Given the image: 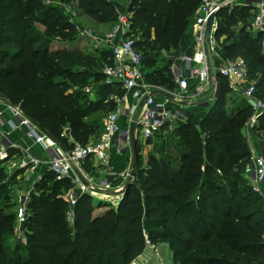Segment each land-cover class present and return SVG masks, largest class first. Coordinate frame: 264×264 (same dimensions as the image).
I'll return each instance as SVG.
<instances>
[{
	"label": "trees",
	"instance_id": "1",
	"mask_svg": "<svg viewBox=\"0 0 264 264\" xmlns=\"http://www.w3.org/2000/svg\"><path fill=\"white\" fill-rule=\"evenodd\" d=\"M202 1L79 0L77 8L98 22H113L110 30L118 6L126 3L144 78L175 92L180 87L164 53L180 47ZM250 10L221 9L216 36L226 37L230 60L247 61L264 100L263 35L246 34ZM64 12L42 0H0V93L71 149L74 141L88 144L102 135L104 117L118 105L112 96L125 90L105 83L102 68L113 60L110 49H51L56 40L74 44L81 38L71 13ZM240 22L245 28L236 32ZM219 81V95L200 124L179 122L157 136L159 154L145 165L138 139L133 181L118 208L103 216L92 217V197L84 194L70 223L65 194L72 180H57L46 171L31 194L19 239L14 188L21 169L8 176L5 160L0 161V264H131L147 241L168 243L175 264H264L263 200L245 175L252 157L245 133L252 107L244 97L227 108L229 81L222 75ZM252 129L264 131V112Z\"/></svg>",
	"mask_w": 264,
	"mask_h": 264
},
{
	"label": "built area",
	"instance_id": "2",
	"mask_svg": "<svg viewBox=\"0 0 264 264\" xmlns=\"http://www.w3.org/2000/svg\"><path fill=\"white\" fill-rule=\"evenodd\" d=\"M235 6H253L257 9L251 26L257 33L263 35L262 53L264 54V0H203L197 10L192 26L195 40L200 48L193 55L181 53L180 57H177L171 66L172 75L182 92H187L190 89V78L198 80L197 90L200 92H203L210 81L211 68L204 44L207 21L212 14L216 15L210 35V45L212 47L217 43L218 12L223 8L232 9ZM118 9V21L110 30L99 34L93 29H85L79 34L81 38H89L93 44H96L95 47H99L98 50L110 49L112 51V62L104 63L102 68L105 83L120 85L125 90L124 96L129 91H134L132 94L133 103L129 106L122 103L126 100L124 96H112L118 105L105 118L104 131L99 141L88 144L74 141L72 142V148L68 152H64L52 138L46 135L27 116L20 104H6L7 109L14 117L13 128L25 127L27 135L33 139L34 143L41 144L49 151L51 158L47 171H51L57 180L68 178L72 180L73 186L65 194L70 205L68 220L72 224L75 221V207L82 195L95 196L102 192L106 195L105 192L109 191L120 193L121 196L124 195L122 192L130 175V170L115 172L110 150L115 149L117 152H122V148L130 147V126L133 122H136L138 139L145 141L167 131L172 132L179 122H187L184 120L185 116L182 111L173 110L166 103L158 102L156 97L151 95L154 90H161L162 87L155 86L144 78L142 53L136 46L138 37L130 33V21L120 11L122 9L121 4ZM217 72L228 78L232 82V86L243 93L252 107V114L247 125L250 128L254 127L259 121V116L264 112V100L257 95L256 81L250 79L247 61L244 58L228 60L218 67ZM85 90L91 97L95 95L91 87H86ZM3 99L0 97V100L3 101ZM122 117L127 120V126L125 127L120 124ZM4 124V111L0 109V125ZM114 136L117 139L115 144ZM11 145H0V161L8 158V148L15 147L14 144ZM26 153V156L21 158L15 166L34 174L36 185L45 174V172H39L43 161L32 153L31 148H27ZM89 160L99 163L100 175L98 177L87 175L84 172V165ZM249 164L251 175L253 173L252 187L264 202V155H253ZM78 172L87 183L81 179L77 174ZM30 197L31 194H26L21 196L18 201L15 232L19 239H23ZM108 197H113V195L109 193Z\"/></svg>",
	"mask_w": 264,
	"mask_h": 264
},
{
	"label": "crops",
	"instance_id": "3",
	"mask_svg": "<svg viewBox=\"0 0 264 264\" xmlns=\"http://www.w3.org/2000/svg\"><path fill=\"white\" fill-rule=\"evenodd\" d=\"M243 1V0H242ZM251 7V6H250ZM257 9L251 7V12H253V18L254 14ZM252 14V13H251ZM251 22L253 19H250ZM252 24V23H251ZM218 26V22H217ZM236 32H239L242 28H245L242 22H240L238 25L235 27ZM253 31H255L252 26L250 27ZM248 30V28H246ZM257 33V32H256ZM259 33H257L258 35ZM223 39L225 36L222 37ZM80 40V39H79ZM78 40V41H79ZM65 47H68L69 45L67 43L63 44ZM200 48V45L196 42L195 37H194V31L191 29L188 34L185 35V37L182 39L180 47L178 49L170 50L168 52H165L164 54L169 53V57L172 60L171 66L176 60L177 57H180V54H186V55H193L196 53V51ZM211 48L212 49V66L211 68V76H210V81L208 84L205 86V89L203 92H200L197 90V86L199 85L198 80L194 78H190V89L187 92H182L181 89L177 88L175 92L168 91L165 88H162L161 90L167 91L169 94H173L175 96L174 99H170L168 97H165L161 94H156L154 95L156 97V100L158 102H163L168 105V107L172 108L173 110H180L184 113V120L189 121L196 126H198L201 122V120L206 116L208 113L209 107L212 104V102L215 101V98L219 95L220 92V81H219V73L218 67L222 64L227 62L229 59L228 52L225 50V48L222 46H219V43L213 45ZM167 57V56H166ZM168 58V57H167ZM242 58V57H239ZM209 60V59H208ZM210 64V62H209ZM228 79V78H227ZM175 80V79H174ZM253 80V79H252ZM257 79H255L256 81ZM231 87H232V82L228 79ZM176 82V81H175ZM257 82V81H256ZM177 83V82H176ZM179 86V84L177 83ZM179 89V90H178ZM234 91L238 92L239 94H243L240 90L235 89L232 87ZM155 91V90H154ZM153 91V92H154ZM133 92L134 91H129L124 98L126 99L125 101H122L124 105L129 106L133 103ZM184 93V94H183ZM121 96V97H123ZM95 95L92 97L94 98ZM6 104L8 102L3 99L0 100V109L4 111V120L5 124L0 125V145H11L14 144L15 147H9L8 148V153L9 156L7 159H5V166L10 170V173H13L17 171V168L15 164L23 157L26 156V149L31 148L32 153L36 155L38 158H40L42 162V166L39 170L41 173L46 172L49 169V160L51 158V155L48 150H46L41 144L34 143L33 139L30 138L27 135V129L25 127H18V128H13L12 122L14 120L13 115L11 112L7 109ZM227 108H229L227 106ZM248 122V121H247ZM120 124L122 126H127V120L122 117L120 119ZM253 128V127H252ZM252 128L248 127L246 125L245 133L247 135V138L249 139V145L251 147L252 151V156L253 155H264V139H257L259 138V131L257 133L251 132ZM249 132V134H248ZM114 144L116 143L117 139L114 136ZM156 138V137H155ZM153 138L152 140H154ZM12 146V145H11ZM61 148V147H60ZM131 148V147H130ZM62 149V148H61ZM63 150V149H62ZM110 155H111V160L113 164V168L115 172H121L123 170L129 169L130 166V157H128L127 152H117L115 149L110 150ZM87 164V165H86ZM84 165V172L87 175L95 176L98 177L100 175V166L97 161H91L89 160L87 163ZM90 165V166H89ZM20 171V170H19ZM248 174V173H247ZM246 178L249 179L251 182L253 178V173L252 175H247ZM17 182L15 184L14 188V193L17 194V203L20 199L21 196H24L26 194H32L33 191L35 190V175L31 174L29 171L25 169H21L20 173L17 175L16 178ZM116 197V196H115Z\"/></svg>",
	"mask_w": 264,
	"mask_h": 264
},
{
	"label": "rangeland",
	"instance_id": "4",
	"mask_svg": "<svg viewBox=\"0 0 264 264\" xmlns=\"http://www.w3.org/2000/svg\"><path fill=\"white\" fill-rule=\"evenodd\" d=\"M43 3L48 4L49 6H54L56 7V9H58L59 11H65L64 13H71V18L72 21L76 24L77 26V33L81 34L80 32H83L85 29H93L96 33H103L106 32L108 30V28L112 25L113 22H98L96 20H94L93 18L82 14L78 13V2L79 0H42ZM78 1V2H77ZM240 1V0H239ZM122 3L121 7L122 9L120 10L121 12L124 13V15L127 17V19L132 17V12H129L126 10V5ZM253 7V6H251ZM75 8V10H74ZM228 8V7H226ZM253 15V12H251ZM251 20H248V24L246 26V28H248V30H246V34L250 35V36H257L256 31H253L250 27H251ZM38 27H40L39 29H41L42 31L44 30V27L39 25ZM195 37V36H194ZM221 37L216 36L217 41L219 43V46H222L225 48V40L226 37L223 39ZM59 42H57V40L51 45V49L55 50V49H59V48H63L65 47V45H63V42L58 40ZM69 45V47H77L80 46V49L85 51L86 53H89L90 51H94L96 52L99 48L98 46L95 47L96 44H93L91 42V40L89 38H80L79 41H77L76 43H72L69 42L67 43ZM98 45V44H97ZM174 50V49H172ZM169 57V53L165 55V57ZM166 57V58H167ZM160 65H163V62H159ZM88 67L94 66L95 65H91V64H87ZM79 68V67H78ZM257 83V82H256ZM228 91L226 94V104L227 106L230 108V106L235 105L239 102H243L245 100L244 95L239 94L238 92L234 91L233 89H231V85L230 83H228ZM232 84V83H231ZM125 95L124 91H120L118 96H123ZM4 98V97H3ZM95 99V97L93 98ZM115 101V100H114ZM126 106V105H125ZM104 114V113H103ZM105 116V115H104ZM106 116L104 117V121H105ZM103 121V123H104ZM65 131V130H64ZM70 131L68 130V133ZM251 132L253 133H257L258 131H255L254 129L251 130ZM67 134V133H66ZM249 134V132H248ZM259 138L257 139H264V131H260L259 133ZM101 138V136L99 138L96 139V141H98ZM248 143L250 142L249 139L247 138ZM95 138H91L90 142H96ZM139 145H140V157H141V165H145L148 161V159H150L152 156H157L159 154L158 152V148L160 146V142L159 141H145L142 139H139ZM122 151L127 152L128 157H130V163L132 160V152H131V148L130 147H126V148H122ZM90 166V165H89ZM249 165H247L246 167V171H245V175L248 173L249 175H251V171L249 170ZM131 164L129 166L130 170ZM125 171V170H123ZM6 175L8 174V176L10 175V170L7 168L6 171ZM247 174V175H248ZM17 180V179H16ZM249 181V179H247ZM112 194L113 197H108V194ZM106 195H104V192L99 193L98 195L95 196H91L92 197V217H96V216H103L107 211L113 210V209H117L119 206V203L121 202V198L123 196H121L120 193H116V192H105ZM118 196V197H115ZM121 196V197H120ZM120 200V202H119ZM262 201H260L259 204H261ZM264 205V202H262ZM259 208H262V205L259 206ZM131 264H175L174 262V258H173V251H171V249L169 248L168 243H160L158 245L156 244H152L149 243L147 241V246L144 250V252L139 255L136 259H134L132 261Z\"/></svg>",
	"mask_w": 264,
	"mask_h": 264
},
{
	"label": "water",
	"instance_id": "5",
	"mask_svg": "<svg viewBox=\"0 0 264 264\" xmlns=\"http://www.w3.org/2000/svg\"><path fill=\"white\" fill-rule=\"evenodd\" d=\"M215 14H212L206 24V30H205V36H204V44H205V49L207 52V56L211 65V68H213L212 66V48L210 45V35L212 32V28H213V23H214V19H215ZM156 94H161L165 97H168L170 99H174L175 96L173 94H169L167 93V91L165 90H156L154 92L151 93V95H156ZM0 97L3 98L2 93H0ZM8 102V101H7ZM10 103V102H8ZM36 123V122H35ZM36 125L46 134L48 135L50 138H52L62 149L64 152H68L69 148L62 142L60 141L55 135H53L52 133H50L49 131H47L46 129H44L41 125H39L38 123H36ZM137 143H138V137L136 135V122H133L130 126V147H131V152H132V160H131V167H130V175L125 183V187L123 190V194L124 192L127 190V188L130 186V184L133 181V178L135 176V172L139 163V157H138V148H137ZM81 179L87 183V181L84 179V177L78 172L77 173Z\"/></svg>",
	"mask_w": 264,
	"mask_h": 264
}]
</instances>
